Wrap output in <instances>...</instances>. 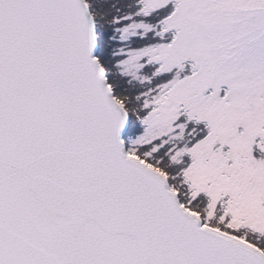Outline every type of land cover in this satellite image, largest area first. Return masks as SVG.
<instances>
[{
  "label": "snow or ice",
  "instance_id": "snow-or-ice-1",
  "mask_svg": "<svg viewBox=\"0 0 264 264\" xmlns=\"http://www.w3.org/2000/svg\"><path fill=\"white\" fill-rule=\"evenodd\" d=\"M0 264H264V0H0Z\"/></svg>",
  "mask_w": 264,
  "mask_h": 264
}]
</instances>
